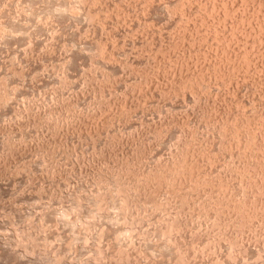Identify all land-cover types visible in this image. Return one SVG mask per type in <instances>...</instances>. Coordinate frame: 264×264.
<instances>
[{
    "label": "rangeland",
    "instance_id": "1",
    "mask_svg": "<svg viewBox=\"0 0 264 264\" xmlns=\"http://www.w3.org/2000/svg\"><path fill=\"white\" fill-rule=\"evenodd\" d=\"M263 5L0 0V264H264Z\"/></svg>",
    "mask_w": 264,
    "mask_h": 264
},
{
    "label": "bare ground",
    "instance_id": "2",
    "mask_svg": "<svg viewBox=\"0 0 264 264\" xmlns=\"http://www.w3.org/2000/svg\"><path fill=\"white\" fill-rule=\"evenodd\" d=\"M264 6V5H263ZM262 14V13H261ZM105 75V74H104ZM105 82V81H104ZM106 84V83H105ZM101 92V91H100ZM6 97V96H5ZM75 109V108H74ZM56 112V111H55ZM68 115V114H67ZM54 117V116H53ZM59 124V123H58ZM232 132V131H231ZM264 132V131H263ZM182 134V133H181ZM262 137V136H261ZM113 139V138H112ZM255 144V143H254ZM180 150V149H179ZM130 156V155H129ZM134 168H136V167H134ZM140 168V167H139ZM167 168H168V166H167ZM133 169V168H132ZM165 171V170H164ZM124 172V171H123ZM158 172V171H157ZM149 173V172H148ZM137 174V173H136ZM153 174V173H152ZM150 175V174H149ZM155 176H156V174H155ZM147 180V179H146ZM186 181V180H185ZM149 182V181H148ZM205 182V181H204ZM100 183V182H99ZM115 184H117V183H115ZM139 186V185H138ZM122 189V188H121ZM147 191V190H146ZM136 192V191H135ZM136 194V193H135ZM147 195V194H146ZM135 199V198H134ZM125 200V199H124ZM157 206V205H156ZM222 211V210H221ZM177 214V213H176ZM180 219V218H179ZM234 221V220H233ZM182 224V223H181ZM230 225V224H229ZM174 226V225H173ZM180 233V232H179ZM228 233V232H227ZM239 234V233H238ZM221 237V236H220ZM235 241V240H234Z\"/></svg>",
    "mask_w": 264,
    "mask_h": 264
}]
</instances>
